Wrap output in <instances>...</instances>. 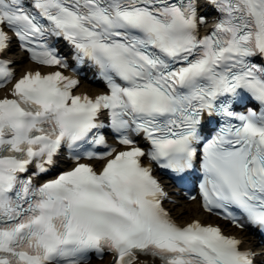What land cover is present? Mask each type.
Instances as JSON below:
<instances>
[{"label": "snow or ice", "instance_id": "1", "mask_svg": "<svg viewBox=\"0 0 264 264\" xmlns=\"http://www.w3.org/2000/svg\"><path fill=\"white\" fill-rule=\"evenodd\" d=\"M201 7L0 0V87L14 76L13 39L56 69L26 72L0 98V264H86L106 252L112 264L141 255L153 264H255L256 253L219 226L176 224L142 164L147 157L179 176L199 160L202 207L264 232V0H204L216 17L203 36ZM51 38L71 46L76 64L94 66L107 91L76 94L79 81L62 71L69 63ZM244 101L259 111H236ZM106 126L124 150L107 144ZM101 145L108 150H92ZM65 148L74 167L37 183ZM94 160L106 163L97 171Z\"/></svg>", "mask_w": 264, "mask_h": 264}, {"label": "bare ground", "instance_id": "2", "mask_svg": "<svg viewBox=\"0 0 264 264\" xmlns=\"http://www.w3.org/2000/svg\"><path fill=\"white\" fill-rule=\"evenodd\" d=\"M11 54L14 58L18 60V63L16 64L17 68L19 69L18 74H21L26 68L34 67V64L28 62L21 54H18L14 49L11 50ZM78 90H89L91 92L100 91L97 87H93V86L87 87L86 85H81L78 88ZM2 91L3 90H0V94ZM171 211L172 214L174 215V218L180 221L181 224L189 221L192 217L216 221V218L201 212L198 206L193 201L181 202L173 206ZM231 232L240 236H245V233L240 230L231 229ZM245 238H250V237L247 236ZM244 244H253V243L244 242Z\"/></svg>", "mask_w": 264, "mask_h": 264}]
</instances>
